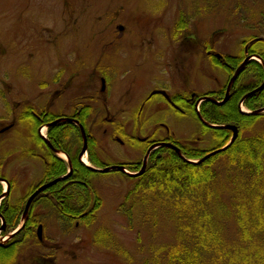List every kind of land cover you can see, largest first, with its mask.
<instances>
[{"label": "rangeland", "instance_id": "374dc122", "mask_svg": "<svg viewBox=\"0 0 264 264\" xmlns=\"http://www.w3.org/2000/svg\"><path fill=\"white\" fill-rule=\"evenodd\" d=\"M61 1L65 0H35L36 4L31 0H0V129L10 123L7 110L13 109L19 102L23 105L21 110L32 103L37 109H42L44 101H26L33 97L35 88L30 82L32 71L28 70L31 45L27 39L32 38L33 35L30 34L33 27L40 26L41 23V27L36 28L38 34L35 37L46 40L55 36L53 33L59 32L61 20L80 17L74 6L66 9ZM86 2L87 6L82 8V24L85 29L78 34L82 44L90 32V19L99 16L109 18V12H116L119 7H123L126 15L133 11L138 18L152 14L157 20H161L158 24L161 28L159 33L164 42L169 35L174 34V25L180 21L200 40L206 41L212 34H220L216 42L219 43L220 50H229L232 54L239 53L244 46L241 42L248 41V38H261L257 28L261 15L264 14V0ZM64 11L68 13L64 16L66 18L63 17ZM180 29L182 28H179V34ZM95 30L99 31L101 27L97 26ZM17 32L24 34L21 40L24 49L20 53L15 49ZM261 36L264 38V34ZM70 49L67 46V50ZM159 62L158 54L147 55L142 62L144 71L154 74L155 80L159 73ZM200 64L195 58V67ZM163 65L168 64L165 61ZM197 79L196 87L210 83L204 77L199 81ZM160 80L158 83L163 81ZM142 102L114 101L111 114L122 121L127 117L122 113L126 104L127 108L135 110ZM245 110L248 111L246 108ZM164 114L165 111L156 119L168 124L177 138L187 140V137L194 136L191 132L193 123L179 119L173 113ZM145 134L141 133L140 137ZM242 135L243 139L264 136V116ZM34 136L31 132H24L19 125L0 135V175L16 181L17 198L24 197L30 187L44 177L42 159L32 156L28 149L29 146L31 148L29 143L34 141ZM97 137L101 145L98 153L105 163H132L142 158L137 150L111 143L103 138L101 132ZM196 145L201 150L211 147L202 142ZM37 152L43 154L46 151ZM227 159L228 155L223 154L217 156L214 165L206 164L205 171H190L188 182L193 185L195 193L188 192L181 198L171 195L158 184L153 186L157 188H145L144 193L139 194L136 199L139 202L145 200V219H142L144 210H139L140 213L131 221L124 214L122 207L128 203L127 198L131 196L138 179H127L119 172L97 174L94 177L93 185L98 192L100 206L94 216L95 220L89 224L81 220L78 227L74 224L61 226L57 216H49L46 208L37 206L35 211L45 226L44 236L54 247L59 248L50 250V254L54 256L52 264H178L180 259L170 261L168 255L175 254V248L181 244L192 249L198 248L201 264H264V177L261 181L244 177L226 163ZM199 176H206L207 181L197 185L194 177ZM90 207L95 208V204L91 202ZM182 213L186 217H181ZM161 249L165 255L160 252ZM43 253L40 250L38 254L35 252V256Z\"/></svg>", "mask_w": 264, "mask_h": 264}, {"label": "flooded vegetation", "instance_id": "af4514ba", "mask_svg": "<svg viewBox=\"0 0 264 264\" xmlns=\"http://www.w3.org/2000/svg\"><path fill=\"white\" fill-rule=\"evenodd\" d=\"M31 2L36 4L35 0ZM61 2L66 9L74 6L80 17L61 20L59 32L53 33L55 36L46 40L35 37L38 34L36 28L41 27V23L40 26L33 27V32L30 34L33 36L27 39L31 45L28 70L32 71L30 82L35 88L33 97L26 101H44L42 109H37L32 103L21 110L22 103H17L13 109L7 110L10 123L0 129V135L16 129L18 125L21 126L24 132L35 135L34 141L29 143L31 145V148L30 146L28 148L29 153L42 159L44 170L54 169L52 158L61 159L56 153L59 151L69 156L73 172L68 178L58 182L62 183L58 191L52 192L57 183L37 195L23 228L11 237L9 236L22 224L29 198L41 187L65 177L68 172L53 180L44 181L42 178L21 198H17L15 194L16 181L0 175V264H52L54 256L50 254V250L59 248L54 247L46 236L43 241L38 240L37 231L42 226L44 232L45 226L32 206L36 200H42V206L47 209L46 213L49 216H57L61 226L68 225V219L73 217L72 213L58 211L49 204L51 200L58 203L57 198L60 196L55 194H63V191L69 188L77 190L84 184V180L75 175L73 166V158L82 164L79 155L83 140L81 146L78 144L72 146L74 140L71 137L66 138V129L76 128L82 139L80 126H83L88 141L86 155L88 161H90L91 141L92 145H96L97 157L106 167L124 166L129 169L128 166H133L137 169L134 172H138L143 168L147 158L146 173L150 158L154 154L164 148L175 152L166 144L176 146L183 152L185 149L189 151L199 149L196 148L199 142L206 143L211 145L208 149H202L207 152L206 155L222 148L217 144L215 133L219 131L221 136L222 131L226 129H214L209 125L226 126L227 124L211 123L204 112L211 114L215 107L225 106L229 101H239L238 110L243 114L242 107L250 110L246 106V101H264V88L257 90L264 82V74L260 80L256 73L251 72L252 67L255 66L253 64L257 62L253 57L259 56L251 50L253 40L245 44L241 42L244 46L237 54H232L229 50L224 52L220 50L219 43H216L220 34L214 33L206 41L203 39L202 41L180 21L174 25V34L169 35L168 40L164 42L161 41L163 36L159 33L161 28L158 24L161 20H157L152 14L138 18L133 11L126 15L123 7H119L116 12H109V18L99 16L90 19V32L87 40L82 44L78 34L85 29L82 24L84 14L82 8L87 6L88 2L86 0ZM67 14L64 11L63 17ZM97 26H100L101 30H95ZM180 26L182 29L179 34ZM51 29L54 31L53 28ZM51 29L50 31L53 32ZM23 38L24 34L17 32L14 40L17 53L24 49L21 41ZM67 46L71 49L67 50ZM157 54L160 62L159 73L155 80L154 74L144 71L142 62L147 55ZM166 56L167 60H165ZM195 58L201 63L198 67H195ZM165 61L168 64L166 66L163 65ZM245 61H247L245 67L232 82L234 75ZM249 65L250 69H247ZM160 77L163 81L158 83ZM202 77L209 80V85L202 84L196 87L195 79L198 78L199 81ZM114 101L143 102L135 109L136 111L127 108L126 104L122 113L124 112L127 117L121 121L116 115L111 114ZM224 101L225 104L218 105ZM163 111H165L164 115L173 113L179 119L193 123L194 128L191 132L194 136L187 137V140L177 138L168 124L156 119ZM58 121L63 122L53 125ZM60 125L66 126L57 128V132L55 131L51 137V129ZM44 132L52 147L41 137V133ZM100 132L103 138L111 143L137 150L142 158L132 163L127 161H119L112 165L105 163L99 154L101 145L97 141V134ZM230 132L232 138L233 133ZM141 133L146 134L140 137ZM52 138L58 140L59 148L53 145ZM162 144L165 145L151 150L154 145ZM65 148L68 150L66 151ZM34 150L46 152L34 153ZM223 153L225 152L216 154L213 158ZM24 199V209L20 215L19 204ZM92 209L94 207H89L78 218L74 216V226L78 227L81 220L88 218ZM28 231H32L30 236L27 234ZM40 250L44 253L35 256V252L38 254Z\"/></svg>", "mask_w": 264, "mask_h": 264}, {"label": "trees", "instance_id": "16d2710c", "mask_svg": "<svg viewBox=\"0 0 264 264\" xmlns=\"http://www.w3.org/2000/svg\"><path fill=\"white\" fill-rule=\"evenodd\" d=\"M259 28L257 31H260L259 35L264 34V14L261 15V22L258 23ZM181 28V26L179 27ZM254 37L248 38L247 40L253 39ZM247 41L244 42V44ZM251 50L258 53L259 56L264 60V39L256 41ZM251 69V72L256 73L260 80L263 78V67L260 63L255 62ZM250 69V65L247 67ZM245 69V71L247 70ZM239 101H229L225 106L215 107V109L209 114V112H204L205 117L211 121L213 124H234L239 128V139L235 142V144L227 150L224 155H228L227 164L232 168L238 171L244 177H249L251 179H255L256 181H261L264 177V136H255L253 138L243 139V132L252 128L256 121L261 118L262 116H249L244 115L239 112L238 110ZM246 106L255 111L264 107V101H246ZM60 125L58 127H54L51 129V137L53 133L56 131L57 128H61ZM66 138L69 139L70 137L74 140L72 146L78 144L79 146L82 145V139L80 137L79 132L76 128L66 129ZM57 135V133H55ZM217 136V144L219 147H223L226 145L231 139V132L228 130L222 131V135L219 136V131L215 133ZM52 143L55 147L59 148V143L56 138H52ZM220 143V144H219ZM90 161L91 163L99 168L105 167L103 162L97 157L95 148L96 145H92L90 141ZM67 151L68 149L65 148ZM206 151L197 149L194 151H189L187 149L183 150V154L190 160H197L206 155ZM216 158H212L209 161L203 163L202 165L194 166L188 163H185L180 157L170 149H161L158 153L154 154L150 158L149 162V169L145 173V175L141 176L137 180V184L135 185L134 190L131 191V196L128 197V203L122 207L124 214L128 217L131 221L133 218H136L139 210L142 211L145 208L144 201L141 202L137 201V197L139 194L144 193L145 188H157L153 187L154 184H158L160 187L166 188L169 193L173 196H177L181 198L185 196L188 192H194L193 185L189 184L188 178L190 171L192 172H202L205 171L204 167L206 164L214 165V160ZM52 165H54V169L52 168H45L44 171V181L53 180L58 176L65 174L67 172V163L61 159H53L52 158ZM73 166L75 169V175L78 178L84 180V184L79 186L77 190L73 189H65L60 194H55V196L59 195L58 203L51 200L50 205L54 207V209L62 212H69L73 214V217L78 218V216L86 211L91 202L95 204V208L92 209L88 218H84L86 221L91 223L95 219V214L100 206V198L98 196L97 190L94 188L93 180L97 173L92 172L89 170L85 165L79 163L76 158H73ZM130 171H136L137 169L133 166H128ZM216 177V175H214ZM123 177L130 179L129 177L123 175ZM195 182L197 185L204 184L207 181L206 176H199L194 177ZM62 183H58L55 187H53L52 192L58 191L61 187ZM52 194V193H51ZM134 196L135 198H131ZM143 196V195H142ZM130 200V201H129ZM24 202L25 199L20 202L19 210L20 215L24 209ZM143 202V203H142ZM42 200H36L32 206V209H36L37 206L42 205ZM179 205H183L182 203H178ZM140 205V206H139ZM142 219H145V210L143 211ZM68 219V226L73 225L74 218ZM181 217H186L183 213ZM11 219V218H10ZM185 219V218H182ZM11 221V220H10ZM70 221V222H69ZM35 229V228H34ZM36 231H34L35 234ZM28 236L32 234V231L27 232ZM27 236V237H28ZM36 238V235H35ZM182 245V244H181ZM175 248V254L168 255L169 260L176 261L178 258V264H201L199 262V249L195 248H188L186 246H181ZM159 252V251H158ZM160 252L164 254V251L161 249ZM202 252V250H201ZM157 256V253H154ZM153 255V257H155ZM146 264V263H145ZM222 264H226L222 263Z\"/></svg>", "mask_w": 264, "mask_h": 264}, {"label": "water", "instance_id": "95a60500", "mask_svg": "<svg viewBox=\"0 0 264 264\" xmlns=\"http://www.w3.org/2000/svg\"><path fill=\"white\" fill-rule=\"evenodd\" d=\"M256 59L259 60V61L262 63V65L264 66V61H263L260 57H257V56H256ZM246 62H247V61H245V62L240 66V68L238 69V71H237L236 74L234 75V77H233V79H232V82L238 77V75L240 74V72L242 71V69L245 67ZM263 88H264V82H263V84H262L257 90L259 91V90H262ZM225 102H226V101H224V102H222V103H218V105H223ZM263 113H264V108L259 109V110H256V111H254V112H252V113H245V114H249V115H252V116H259V115H261V114H263ZM59 122H63V121L55 122V123H53V125H55V124H57V123H59ZM205 123H206V122H205ZM206 124H208V123H206ZM208 125H209V124H208ZM50 126H51V125H50ZM209 126L212 127V128H215V129H217V128H222V129L230 130V131L233 132V135H232L231 140L229 141V143H228L225 147H223V148H221V149H219V150H217V151H215V152H213V153H211V154L206 155L205 157H203L202 159H200V160H198V161H193V160H189V159H187V158L182 154V151H181L179 148H177V147H175V146H173V145H168V144H166V146H168V147L174 149V151L178 154V156H179V157H180L185 163H188V164H191V165H194V166L201 165V164H203L204 162H206L207 160H209L211 157H213L214 155L219 154V153H221V152H224V151L228 150V149L234 144V142L237 140V138H238V134H239L238 127H236V126H234V125H226V126H215V125H209ZM80 130H81L82 138H83V148H82V151H81V153H80V155H79V158H80V160L82 161V163L85 164V165H86L91 171H93L94 173L107 174V173H109V172H111V171H113V170H118V171H120V172H122V173L128 175L129 177H132V178L140 177V176H142V175L145 173V170H146V164H147V158H146V160H145V163H144V165H143V168H142L138 173H130V172L127 171V169H126L124 166H113V167H108V168H104V169H98V168H95V167H93V166L87 165V164L84 162V160H83L84 155L86 154V152H87V150H88L87 136H86V132H85L83 126H80ZM41 137H42V138H43V139H44V140H45V141H46V142L52 147V145L50 144V142L48 141V139H46L45 136L41 135ZM164 145H165V144H162V145H154V146L152 147L151 150H153L154 148H157V147H159V146H164ZM56 153L59 154L60 152H59V151H56ZM64 156L67 158L68 163H69V165H70V167H69V168H70V169H69V174L66 175V176L63 177V178H58V179L54 180L53 182H51V183H49V184H46L45 186L41 187L38 191H36V192H35V193L29 198V200H28V202H27V204H26V207H25L24 214H23V222H24L23 224H25V222H26L27 219H28V213H29V210H30L31 204H32L33 200L37 197V195H38L40 192H42L43 190H45V189H47V188H49V187L55 185L56 183H58V182L61 181L62 179H64V178H68V177L72 174V172H73L72 162H71L70 158H69L66 154H64ZM23 226H24V225H23ZM19 231H20V230H19ZM11 236H13V234H12ZM11 236H10V237H11ZM37 236H38V239H39L40 241L43 240V228H42V226L39 227L38 232H37Z\"/></svg>", "mask_w": 264, "mask_h": 264}, {"label": "bare ground", "instance_id": "6f19581e", "mask_svg": "<svg viewBox=\"0 0 264 264\" xmlns=\"http://www.w3.org/2000/svg\"><path fill=\"white\" fill-rule=\"evenodd\" d=\"M85 161H86V159H85Z\"/></svg>", "mask_w": 264, "mask_h": 264}]
</instances>
